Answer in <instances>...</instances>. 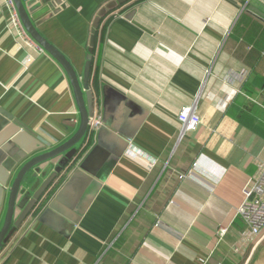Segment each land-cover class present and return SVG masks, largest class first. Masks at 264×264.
Returning a JSON list of instances; mask_svg holds the SVG:
<instances>
[{"label":"crops","instance_id":"crops-1","mask_svg":"<svg viewBox=\"0 0 264 264\" xmlns=\"http://www.w3.org/2000/svg\"><path fill=\"white\" fill-rule=\"evenodd\" d=\"M22 1L101 124L5 239L0 264H264V237L237 214L264 167V17L247 10L264 16V0H128L102 17L91 54L111 0ZM194 100L201 123L179 140L178 111ZM0 109L52 146L79 122L64 69L2 0Z\"/></svg>","mask_w":264,"mask_h":264},{"label":"water","instance_id":"water-1","mask_svg":"<svg viewBox=\"0 0 264 264\" xmlns=\"http://www.w3.org/2000/svg\"><path fill=\"white\" fill-rule=\"evenodd\" d=\"M13 1L29 36L40 48L54 57L67 74L75 96L79 122L73 135L52 146L0 109V206L5 205L0 224V248L12 231L40 206L62 169L75 157L87 136L89 119L93 116L92 94L84 86L71 63L40 35L23 1ZM127 1L111 0L98 11L91 29L89 54L93 51L96 30L102 17ZM247 10L259 18L264 17L263 12L254 6L249 5ZM21 162L23 163L20 166ZM52 199H49L45 208L49 207Z\"/></svg>","mask_w":264,"mask_h":264},{"label":"built area","instance_id":"built-area-1","mask_svg":"<svg viewBox=\"0 0 264 264\" xmlns=\"http://www.w3.org/2000/svg\"><path fill=\"white\" fill-rule=\"evenodd\" d=\"M10 11V24L18 29L30 44L35 45L40 51H43L25 30L22 21L18 15L13 0H2ZM177 119L180 124L178 139L183 138L187 133L198 128L201 123L197 113V100L191 104L181 107L178 111ZM101 124L100 116H92L89 119V130H95ZM154 164V162H153ZM244 199L238 207V216L248 226L250 232L257 237H264V167L260 174L253 179H249L243 189ZM227 228L219 226L217 230L218 239L226 234Z\"/></svg>","mask_w":264,"mask_h":264}]
</instances>
